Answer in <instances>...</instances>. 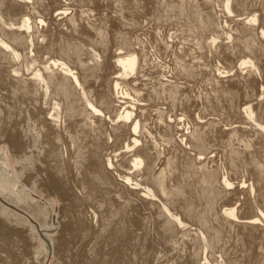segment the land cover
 Here are the masks:
<instances>
[{
    "label": "bare ground",
    "instance_id": "6f19581e",
    "mask_svg": "<svg viewBox=\"0 0 264 264\" xmlns=\"http://www.w3.org/2000/svg\"><path fill=\"white\" fill-rule=\"evenodd\" d=\"M0 147V195L114 264H264V0H0Z\"/></svg>",
    "mask_w": 264,
    "mask_h": 264
},
{
    "label": "rangeland",
    "instance_id": "374dc122",
    "mask_svg": "<svg viewBox=\"0 0 264 264\" xmlns=\"http://www.w3.org/2000/svg\"><path fill=\"white\" fill-rule=\"evenodd\" d=\"M4 145H2V146H4ZM0 149H2V147H0ZM65 188H66L65 190L68 191V188L66 185H65ZM6 195H4V196L0 195V198H1L0 202L3 206V208L5 210L7 209L6 211H8L9 213H14L15 216L24 217L27 221L31 222L32 225H34L36 233H38V236L41 235V234H39V231H41L42 233H45V235H46V233H49V231H51V233H52L53 230H55V229L57 230L55 223H53L52 226L50 227V225L47 226L45 222H42V224H41L39 221H36L37 219L34 220V218L31 217L32 215H30V213H28L27 210H25L23 208V206L17 204L16 202L14 203V200H12L13 202H11V200L8 197L9 195L8 194H6ZM4 198H6V199H4ZM53 203L55 204L54 207H56L59 211L61 210V212H62L60 214V217H59L60 228H59L58 232L55 230L56 234L54 235V238L52 240L55 251L57 253L56 256H55V252H54V254H48L46 256L45 252H44L45 247L43 248L40 245L37 246V243H36L34 237H32L31 241H29L28 246H27V244H26L27 242H25L19 236V234L16 231L14 232L12 229L13 228L12 225L6 223L3 220V216L0 215V233H1L0 234V240H1L0 241V247L2 245H5L6 242H8V245L6 247H4L2 250L0 249V264H60V261H61V264H104V263L105 264H108V263L114 264V261L116 260V254L114 255V252H115L114 249L112 250V248L107 246V245L102 246V247L95 245L97 248H95L93 246L92 251H91V249H90L91 247L89 246L90 244L86 245V249H85L84 248L85 243L84 244L82 243V238L84 237L82 235H84V234H82V232H81V225L78 226L77 221L73 220L74 215L72 214L71 210L68 208L67 202L64 199H62L61 197L60 198L53 197V201L49 202V203L47 202V206L52 205ZM16 205H18V206H16ZM12 217H14V216H12ZM43 230H45V231H43ZM24 232L27 236H29L28 230L25 229ZM16 233H17V236H16ZM77 234H78V236H77ZM1 236H2V238H1ZM18 236H19V238H18ZM31 236H32V233H31ZM38 236H37V238H38ZM18 239H20V241ZM39 239H40V236H39ZM21 240L23 242H21ZM75 240H76V242H75ZM9 241H11V242H9ZM2 243H5V244H2ZM72 243H74L73 244L74 246H72ZM82 245H84V246H82ZM108 249H109V251H108ZM75 250H76V252H75ZM72 251H73V253H71ZM83 251L86 253H84ZM99 251H100V253H99ZM91 252H92V254L93 253L94 254L93 255L88 254ZM77 253L79 254V256L77 255ZM80 253H81V255H80ZM107 253H108V255H107ZM38 254L40 255L39 261L35 259V256ZM99 254H101V255H99ZM83 256H85V257H83ZM103 257L104 258L110 257V258H109V260L107 259V261H105L106 258L104 259ZM78 258L79 259L81 258V259L79 260ZM98 259H99V261H98ZM91 260H92V262H91ZM117 260H120V259L118 258ZM62 261H64V262L62 263ZM118 264H120V262Z\"/></svg>",
    "mask_w": 264,
    "mask_h": 264
}]
</instances>
